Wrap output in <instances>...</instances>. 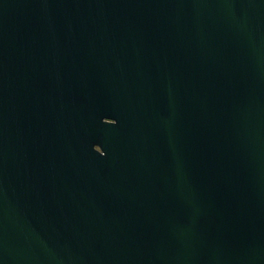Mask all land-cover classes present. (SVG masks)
Here are the masks:
<instances>
[{
	"label": "water",
	"instance_id": "1",
	"mask_svg": "<svg viewBox=\"0 0 264 264\" xmlns=\"http://www.w3.org/2000/svg\"><path fill=\"white\" fill-rule=\"evenodd\" d=\"M0 264H264V0H0Z\"/></svg>",
	"mask_w": 264,
	"mask_h": 264
}]
</instances>
